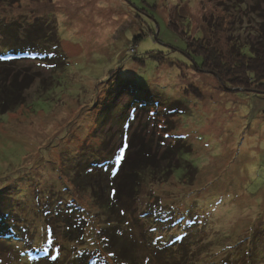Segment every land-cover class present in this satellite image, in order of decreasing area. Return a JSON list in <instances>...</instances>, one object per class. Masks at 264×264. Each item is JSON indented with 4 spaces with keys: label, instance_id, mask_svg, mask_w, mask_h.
Instances as JSON below:
<instances>
[{
    "label": "rangeland",
    "instance_id": "1",
    "mask_svg": "<svg viewBox=\"0 0 264 264\" xmlns=\"http://www.w3.org/2000/svg\"><path fill=\"white\" fill-rule=\"evenodd\" d=\"M250 10L251 0H0V29L58 39L68 62L49 89L30 81L23 103L0 114V264H129L116 258L119 244L100 239L103 198L90 185L113 180L121 167L103 158L125 154L132 131L154 133L160 167H144L120 199L101 190L121 215L126 207L119 243L132 264H264V95L224 84L186 46L212 32V11L236 48L251 44L262 17ZM145 96L149 111L135 101ZM173 100L185 106L175 128L162 116ZM169 145L188 164L170 171L180 159L159 160ZM60 198L77 211V240L47 215Z\"/></svg>",
    "mask_w": 264,
    "mask_h": 264
},
{
    "label": "trees",
    "instance_id": "2",
    "mask_svg": "<svg viewBox=\"0 0 264 264\" xmlns=\"http://www.w3.org/2000/svg\"><path fill=\"white\" fill-rule=\"evenodd\" d=\"M260 4L263 5L260 6ZM251 10L250 11L257 14L258 17H262L260 19V21L262 20V24L259 28L255 29V35L257 34V36L251 44L236 48L231 41V38L224 35L226 34V30H224L226 26V17L216 11H212V20L210 23L206 24L208 31L212 32H208V36L205 34L203 39L193 38L192 40H188L186 46L187 55L199 56L201 58L200 68L215 74L226 85L241 87L242 89L251 91L255 96H260L264 95V0H251ZM168 24L170 27L177 29L174 22L170 21ZM34 26H38L37 22L32 25V31H38L39 28ZM0 31V114H3L13 111L17 106L23 103L24 92L31 86L30 81H33L34 79L39 80L37 90L40 91V93L49 89L55 80L54 72L63 69L68 62L61 50L59 40L56 38V40H50L40 35H38L37 38H31L26 30L23 32V35L26 37L21 38L25 40L23 41L20 39L21 36H19L18 33L11 35L9 31H6L5 29H0ZM221 33L223 34L222 37L220 35ZM55 36L56 34L54 33V37ZM223 43L228 44V47L224 49L221 46ZM131 48L133 49L132 51ZM134 52L135 47L130 46L129 53L133 54ZM45 66L48 68V73H44L43 69ZM20 69L24 72H20L21 79L20 77H16L17 71H20ZM25 76L28 77V79H26ZM135 101L139 103L137 108L147 107L148 111V107L153 105V99L147 96L144 98H138ZM164 103L167 104L166 107H163L162 113V116L166 121L165 123L169 124L171 128H175V119L178 115H182L185 111V106L177 100ZM143 136L145 138L147 137V139L143 138ZM177 137H179V135H177ZM155 140L154 133L146 136L144 133L141 134L132 131L127 135V140L123 148L125 154L119 157L111 156L110 158L106 157L108 155V146L102 141V149L100 152L102 154L104 151L107 153L103 154V156L106 157L103 159L105 161H108V159H116L114 165L118 168L121 167V169L116 172V176H113V180L111 179L112 181L109 182L110 184L108 182L104 185L99 184L100 187L92 186V184L90 185L92 198L95 199L96 202L98 198L100 199L98 195L100 196L101 194V199L103 198V203H96V205L99 206L97 208L104 211V214L102 215L105 219L104 226L102 227L104 234L99 231L100 239H102V237L105 239V237L108 236L107 240L109 242V247L111 248H114V245L119 247V244L120 247L118 253H120V256L116 255V258L118 260L123 258V261L129 264L134 262V254L129 250V245L119 243L123 238V230H120L118 223L121 222L123 214L126 211V207L123 204L125 200L121 201L122 205H124L121 212L123 214L121 215L119 213V209H121L120 206H115L116 200L114 201L112 199L115 197L117 199L122 198L119 197L120 195H123L121 194V187H124L125 185L126 187H124V190H127V195H129L128 193L134 189L132 184L141 181L145 176L144 167L156 169V167L159 166L158 163L160 161L156 162L154 158L158 153L157 146H154ZM165 150L166 156L164 158L159 157V160L169 159L171 155H175L176 158L180 159L176 164L169 161L170 163H168L167 168H169L170 171H172L173 168L180 166L183 162H186L181 161V154L184 151H181L179 146L175 148L170 147L169 145ZM103 166L105 165L103 164ZM109 167H111L110 164L106 166L107 169ZM159 173L160 174L157 175L158 178L162 176L164 177V174H161L162 168H160ZM155 175L156 174H152L150 176L156 178ZM72 179L74 183L75 178ZM167 179L168 177L164 178V181ZM154 181L157 180L154 179ZM102 187L104 191L109 188V196H111V198L113 197L111 202L105 197L106 195L102 192ZM60 200L62 201H60L58 209L49 212L47 215L51 217V213H53L52 215L56 213L57 220L63 219L61 222L64 229L70 230L68 241H73V239L77 240L79 238L74 237V235H77L78 233L74 234L72 232L76 229L75 225L79 223L77 217L78 214L76 213L77 211H74L70 206H65L66 201L63 200V198H60ZM6 226H8V234L11 236V233L15 231V226L11 225L10 222L6 224ZM111 228L112 230H110ZM108 230H110L108 232L109 235L105 233ZM11 238L13 239L12 236ZM0 241L3 240L0 239ZM127 250L132 255H129ZM107 252L114 253L109 249H107ZM166 259L169 261L168 258H165L164 260L166 261ZM105 261L110 264L108 260ZM102 262L103 259L100 257H94L87 264H101Z\"/></svg>",
    "mask_w": 264,
    "mask_h": 264
},
{
    "label": "built area",
    "instance_id": "3",
    "mask_svg": "<svg viewBox=\"0 0 264 264\" xmlns=\"http://www.w3.org/2000/svg\"><path fill=\"white\" fill-rule=\"evenodd\" d=\"M133 49L131 48V51H132Z\"/></svg>",
    "mask_w": 264,
    "mask_h": 264
}]
</instances>
